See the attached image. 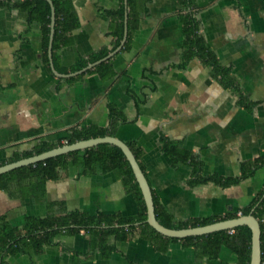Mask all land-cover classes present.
<instances>
[{"label":"crops","instance_id":"crops-1","mask_svg":"<svg viewBox=\"0 0 264 264\" xmlns=\"http://www.w3.org/2000/svg\"><path fill=\"white\" fill-rule=\"evenodd\" d=\"M69 1L79 26L69 43L60 46L54 56L52 51L54 67L67 69L60 73L72 72L79 59L104 49L108 53L119 44L111 31L120 20L110 13L120 7L119 0ZM191 1L198 33L219 62L230 67L237 89L224 87L212 76L211 67L198 58L179 66L185 34L178 0H132L137 26L130 48H121L108 59L113 74L106 78L89 70L69 78L55 76L42 59L40 22H27L13 2L0 5V161L12 162L11 158L43 142H65L73 128L107 126L108 104L112 103L125 117L115 136L139 149L152 192L175 220L239 216L238 211L264 192V164L235 185L208 182L190 186L192 166L185 162L173 165L161 150L160 137L197 156L202 175L238 176L243 163L263 155L264 0ZM239 94L246 106L239 103ZM13 184L15 190L10 192L0 189V215L17 227L24 224L26 215L59 216L70 210L138 212L135 197L117 172L78 176L71 161L66 175L45 181L36 195H32L29 178ZM90 240L84 231L61 233L41 252L7 255L3 264L236 261L228 247L221 248L218 259L199 260L193 247L180 242H169L161 250L162 241L157 248L140 236L118 241L113 235L107 243L114 249L104 257L98 248H91Z\"/></svg>","mask_w":264,"mask_h":264},{"label":"trees","instance_id":"trees-1","mask_svg":"<svg viewBox=\"0 0 264 264\" xmlns=\"http://www.w3.org/2000/svg\"><path fill=\"white\" fill-rule=\"evenodd\" d=\"M121 5L116 11L119 23L111 31L116 36L115 44H118L123 34L124 0H119ZM15 3L21 12L24 13L27 22L33 20L40 22L42 59L49 68L48 59V39L50 31V6L46 0H5L0 1V5ZM55 11L54 35L52 41V51L54 52L63 45L70 42L71 33L79 26V19L76 12L72 9L69 0H52ZM180 6V21L184 30V39L182 41L180 67L193 58H198L204 64L211 67L212 76L217 79L224 87L237 89L236 83L230 73V67L222 65L217 59L215 53L207 46L205 39L198 33L197 20L192 11L191 0H178ZM127 38L122 50L130 48L132 33L137 26L136 17L132 14V0H127ZM107 50H100L87 58H81L75 63L76 69L95 61L104 55ZM54 59V57H53ZM59 72H66V68H60L55 64ZM97 72L104 78L110 77L113 70L110 60L101 62L88 73ZM239 103L247 105L244 96L239 94ZM109 124L107 126L87 125L81 128H73L69 131L65 142L40 143L33 149L24 152L20 156H15L9 161L17 160L21 157L31 156L41 153L55 146H61L65 143H72L77 140L89 139L99 136H115L116 128L119 123L125 122L123 112L114 104H108ZM161 150L170 159L173 165L179 162H185L192 166V177L188 183L194 186L201 183L213 182L219 186L227 187L238 184L242 180L251 176L254 170L264 164V153L255 158L252 162L242 164L241 173L238 176L222 177L215 174L202 175L201 161L188 150L181 149L177 142L161 136ZM134 153L136 160L140 163L139 149L130 141L126 142ZM77 167V175H92L107 173L109 171L117 172L124 183L126 189L133 194L138 205V212L135 215H122L120 213L89 214L79 210L65 211L59 216H25V222L21 227L11 225L0 215V264H3L4 257L18 252L39 253L46 245L54 244L56 235L76 234L84 231L91 238V248H98L104 257H108L114 246L107 243V238L113 235L118 241H127L135 236H140L157 248L160 246L157 242L162 241L159 248L164 250L169 242H180L184 247H193L195 256L199 260L218 259L222 247H228L236 256L233 264H249L250 259V229L246 225L237 226L232 229H225L201 236H190L186 238L166 237L158 233L149 224L145 222L146 206L135 181L132 170L122 151L115 145L101 143L96 146L75 150L55 157L47 158L33 164L15 168L6 173L0 174V189L11 191L15 190L13 183L22 179H31L30 188L32 195H36V190H43V184L47 180H57L67 174L69 162ZM3 162L0 161V165ZM20 189V187H19ZM17 189V191L19 190ZM152 191V190H151ZM154 211L161 224L169 228H184L188 226L205 225L214 221L237 217L234 214L224 216L194 217L186 220H175L173 216L158 201L156 195L152 192ZM259 220L261 228V249H263L264 240V192L258 194L252 199L250 204L241 210L243 215L251 213ZM137 223V224H136ZM78 262V261H75ZM229 264V263H226ZM261 264H264V258H261Z\"/></svg>","mask_w":264,"mask_h":264},{"label":"water","instance_id":"water-1","mask_svg":"<svg viewBox=\"0 0 264 264\" xmlns=\"http://www.w3.org/2000/svg\"><path fill=\"white\" fill-rule=\"evenodd\" d=\"M5 1V0H0ZM50 6V31H49V39H48V58L49 65L52 73L59 78H69L72 76H76L82 74L101 62H104L114 56L124 45L127 38V0H124V18H123V34L119 44L110 52H108L103 57L88 62L85 66L76 69L72 72L60 73L58 72L53 64L52 57V41L54 35V25H55V11L52 0H46ZM101 143H109L117 146L123 153L124 157L129 163V166L134 175L135 181L137 182L139 189L141 191L145 206H146V219L145 222L149 224L153 229H155L158 233L162 234L166 237L173 238H186L190 236H201L209 233H213L220 230L225 229H233L237 226L246 225L249 227L251 235H250V259L249 264H261L262 258V249H261V228L259 220L251 213L246 215H239L237 217L223 219L214 221L212 223H208L205 225H197V226H188L184 228H169L164 226L159 222L155 215L154 211V202L153 195L151 191L150 184L148 182L147 177L145 176L143 170L141 169L136 157L130 147L127 145L125 141L116 137V136H99L93 137L89 139L77 140L72 143H65L61 146H57L41 153L33 154L31 156L23 157L18 160L5 163L0 165V174L11 171L15 168L33 164L39 161H43L47 158L55 157L57 155L65 154L75 150H82L85 148H90L96 146ZM137 224V223H136Z\"/></svg>","mask_w":264,"mask_h":264},{"label":"built area","instance_id":"built-area-1","mask_svg":"<svg viewBox=\"0 0 264 264\" xmlns=\"http://www.w3.org/2000/svg\"><path fill=\"white\" fill-rule=\"evenodd\" d=\"M241 214H242L241 211H238V215H241ZM262 221L264 222V219H262ZM230 231H232V229Z\"/></svg>","mask_w":264,"mask_h":264}]
</instances>
